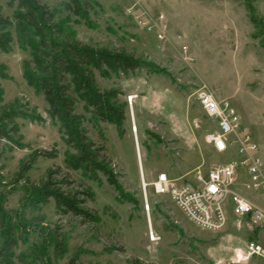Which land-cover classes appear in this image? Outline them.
<instances>
[{"label":"rangeland","instance_id":"rangeland-1","mask_svg":"<svg viewBox=\"0 0 264 264\" xmlns=\"http://www.w3.org/2000/svg\"><path fill=\"white\" fill-rule=\"evenodd\" d=\"M79 1L84 10L75 16L67 0H42L53 12L59 40L121 50L154 68L94 72L100 91L118 92L125 110L121 133L74 96L81 127L104 148L112 186L100 172L68 167L75 151L44 96L24 78L32 68L31 52L13 27L5 31L0 116H16L8 127L14 131L0 139V250L13 241L0 264H264L236 256L249 240L264 246V227L231 219L219 232L202 231L149 185L163 164L173 167L172 179L187 180L197 167L244 159L234 144L217 154L205 142L216 126L198 106L200 89L237 110L241 134L252 138L264 159V0ZM16 10V2L0 0L1 15L13 21ZM128 96L135 97L129 102ZM35 152L52 156L37 157L20 174ZM200 156L203 164L196 161ZM57 168L70 190L91 193L86 207L96 213L95 221L63 214L52 200L36 204L29 196L28 182L38 183Z\"/></svg>","mask_w":264,"mask_h":264},{"label":"trees","instance_id":"trees-1","mask_svg":"<svg viewBox=\"0 0 264 264\" xmlns=\"http://www.w3.org/2000/svg\"><path fill=\"white\" fill-rule=\"evenodd\" d=\"M12 1L17 6L13 21L0 14V49H7V29L13 27L23 36V44L29 48L32 57V68L25 69L24 78L44 96L50 116L59 123L66 143L75 151L68 167L76 169L82 166L85 172H100L107 177L108 184L114 186L116 181L108 167L104 148L91 141L81 127V117L75 113L74 96L92 108L96 119L116 126L121 133L125 110L117 102L118 92L100 91L95 84L94 72L102 73L105 69L124 73L154 66L121 50L96 48L76 40H59L60 30L53 23V12L42 0ZM67 1L66 9L71 14L78 16L84 10L79 0ZM15 116V113L0 116V139H6L8 133L14 131V127H8ZM40 156L51 157L52 154L35 152L20 174L27 172ZM28 183L27 192L36 204L52 200L55 208L63 214L85 221L96 220V213L86 207L91 193L70 190L71 182L58 168L48 170L46 177L38 183ZM12 246V240L4 243L0 259H5Z\"/></svg>","mask_w":264,"mask_h":264},{"label":"built area","instance_id":"built-area-1","mask_svg":"<svg viewBox=\"0 0 264 264\" xmlns=\"http://www.w3.org/2000/svg\"><path fill=\"white\" fill-rule=\"evenodd\" d=\"M159 40L164 34H157ZM135 96H128L131 102ZM196 99L203 114L212 120L216 132L206 137L217 154H225L234 144L244 157L209 169L197 168L190 179H172L159 172L149 184L157 196H167L178 211L195 227L205 232L223 230L231 219L246 220L257 228L264 227V159L256 155L257 146L248 134H241L237 110L219 103L204 89ZM246 192V194H243ZM158 237L150 233V240ZM238 260H264V246L249 240L245 251L236 252Z\"/></svg>","mask_w":264,"mask_h":264},{"label":"crops","instance_id":"crops-1","mask_svg":"<svg viewBox=\"0 0 264 264\" xmlns=\"http://www.w3.org/2000/svg\"><path fill=\"white\" fill-rule=\"evenodd\" d=\"M215 97V96H214ZM205 142L211 147V144H210V142H208V140L205 138ZM196 161H198V163H200V164H203L204 163V159H203V157L202 156H200V158H199V160L197 159ZM197 168H200V167H197ZM196 168V169H197ZM202 169H204V168H202ZM195 170V169H194ZM193 170V171H194ZM161 171H163V172H166L167 173V175L170 177V178H172L175 174H176V172L174 171V169H173V167H170V165H167V164H163V166H162V170ZM192 174H190V176H191Z\"/></svg>","mask_w":264,"mask_h":264},{"label":"bare ground","instance_id":"bare-ground-1","mask_svg":"<svg viewBox=\"0 0 264 264\" xmlns=\"http://www.w3.org/2000/svg\"><path fill=\"white\" fill-rule=\"evenodd\" d=\"M151 228V227H150ZM151 230V229H150Z\"/></svg>","mask_w":264,"mask_h":264}]
</instances>
